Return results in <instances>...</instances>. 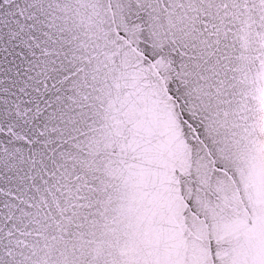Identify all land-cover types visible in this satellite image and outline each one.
Wrapping results in <instances>:
<instances>
[{
  "label": "snow or ice",
  "instance_id": "obj_1",
  "mask_svg": "<svg viewBox=\"0 0 264 264\" xmlns=\"http://www.w3.org/2000/svg\"><path fill=\"white\" fill-rule=\"evenodd\" d=\"M0 264H264V0H0Z\"/></svg>",
  "mask_w": 264,
  "mask_h": 264
}]
</instances>
